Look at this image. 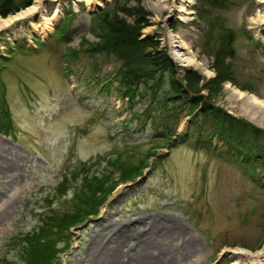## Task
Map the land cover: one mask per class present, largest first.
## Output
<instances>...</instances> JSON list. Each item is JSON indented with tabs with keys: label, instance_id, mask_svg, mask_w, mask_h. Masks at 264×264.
<instances>
[{
	"label": "rangeland",
	"instance_id": "obj_1",
	"mask_svg": "<svg viewBox=\"0 0 264 264\" xmlns=\"http://www.w3.org/2000/svg\"><path fill=\"white\" fill-rule=\"evenodd\" d=\"M34 1L3 15L25 0H11L6 8L0 0V19ZM260 3L104 0L94 6L90 0H41L36 13L0 21V140L5 143L0 204L8 203L0 207V264H25L26 235L81 206L87 209L85 173L108 175L104 199L94 213L88 208L63 231L53 264H96L95 259L104 264L97 259H103L98 242L119 225L129 227L135 218L142 224L151 215L175 218L199 244L183 252L177 231L157 234L156 222L150 239L140 234L151 241L146 248L134 249V238L125 237L122 247L131 250L122 264H148L157 257L169 264H233L228 247L256 252L264 245V25L254 22L264 12ZM55 4L60 10L53 16ZM101 11H115L129 22L142 14L139 36L154 38L166 50L182 83L187 68L203 80L213 76L215 53L222 37L231 34L234 56L225 60L234 81H223L211 94L205 88L199 93L221 112L261 130H241L240 137L254 143L248 151L211 133L214 113L194 118L189 104L177 99L154 111L149 93L122 94L114 74L121 61L87 48L105 30L97 16ZM40 14L49 21L45 30L30 24ZM173 39L184 47L174 46ZM163 85L168 87L167 74ZM118 161L127 180L121 179ZM260 260L253 264H264V256Z\"/></svg>",
	"mask_w": 264,
	"mask_h": 264
},
{
	"label": "trees",
	"instance_id": "obj_2",
	"mask_svg": "<svg viewBox=\"0 0 264 264\" xmlns=\"http://www.w3.org/2000/svg\"><path fill=\"white\" fill-rule=\"evenodd\" d=\"M11 0H4V7H9ZM212 6H220L225 3V0H208ZM25 2L20 5H15L7 10L2 11L3 15L17 11L20 7H24ZM135 7V6H134ZM138 8L135 7V11ZM107 11H101L97 16L100 17L104 31L99 34V39L92 42L87 48L91 51L102 50L111 53L121 62L115 71L117 82L119 83L122 94L137 95L138 93H149L151 99V108L156 110L159 107L165 106L169 99H177L186 101L189 106V112L194 118L198 116H206L207 113H214L216 122L212 125L211 133L217 136H224L227 143L231 140L235 143L232 146L240 148L244 147L247 151L254 144L246 142L240 136L241 130L251 127V133L255 134L261 130L255 126L246 125L247 123L240 118L234 117L228 113L221 112L212 104L202 99V94L199 91L203 88L207 89L210 94L219 88L225 80L234 81L232 74V66L230 61H226V57H233L234 52L228 39L223 36L218 50L214 57V75L203 80V77L195 70L190 68L185 69V83H182L175 77L173 71V63L168 57L166 50L158 46L157 41L149 36L140 37L139 30L143 15L140 14L134 18L132 22L126 21L122 16H118L114 11L111 15ZM86 48V49H87ZM168 75V87L163 85L165 75ZM203 80L202 86L198 83ZM119 91V90H118ZM250 132V131H249ZM202 134L197 133L199 138ZM210 135V134H209ZM119 168L121 179L127 180L128 176L124 174V168L121 161L116 162ZM125 175V176H124ZM87 181L88 195L84 197V201L89 204L90 214L96 211L97 206L103 201L106 193V184L108 183V175H87L84 174ZM81 180V179H80ZM79 180V181H80ZM113 186V185H112ZM91 204V205H90ZM84 208L79 207L75 212H71L66 216L57 218L56 224L45 222V225L38 228L36 232L26 235L24 246L25 264H53L56 259V241L63 240L68 226L76 221H80L82 214H88ZM86 211V212H85ZM52 226H55L56 232ZM45 236V237H43ZM48 241L47 244L41 245V242ZM42 247V248H37Z\"/></svg>",
	"mask_w": 264,
	"mask_h": 264
},
{
	"label": "bare ground",
	"instance_id": "obj_3",
	"mask_svg": "<svg viewBox=\"0 0 264 264\" xmlns=\"http://www.w3.org/2000/svg\"><path fill=\"white\" fill-rule=\"evenodd\" d=\"M103 1L104 0H90V3H92L94 6H100L103 3ZM260 2H261L260 4L264 5V0H260ZM40 6H41V0H35L30 6L18 11L15 14L1 18L0 21L5 24L14 22L18 19H21L23 17H27L29 15L36 13L39 10V8H41ZM59 10H60L59 6L55 4L53 6V16H55V14H57ZM44 19L45 17H43L40 14L39 19L37 20L31 19L30 24L34 29H42V30L44 29L45 30L49 27V24H48L49 21H45ZM254 22H257V24L259 25H262V24L264 25V12L262 13V15H259L258 19L256 21L254 20ZM173 41H175V43L173 44L174 46H179V48L183 46L182 43L178 42V39H173ZM4 145L5 143L0 140V146L4 147ZM13 163L10 162L9 165L12 166L11 168L15 176H18V174L16 173V167L14 166ZM15 176H13V178H15ZM2 205H3L2 207V210H3L4 207L6 208L8 206V203L2 202L0 204V207ZM138 219L139 218H135L134 220L132 219V221L130 219L129 221L137 223ZM143 219L144 220L142 224L140 222H138V224L133 223L129 227H125L126 225L124 226L123 224H121L117 227L116 231L110 234L109 237L106 235L105 240L104 239L100 240L98 242L96 250L100 251L103 259L96 257L99 260V262L104 263V264H122L123 256L127 255L128 252L131 250V247L129 246L125 250L122 247L124 245H127L123 243L127 235L130 238L131 237L134 238V243H133L134 249H138L139 247H144V248L148 247L151 241L148 239L144 240L140 234L141 232H143L142 235L144 234L147 236V238L150 239L151 237L150 235L152 234V232L156 231L154 228L155 226H157L156 222H159L161 224V226L157 228V234L167 235V234H171L173 231H177V234L178 236L181 237V242H182L179 248L183 252L186 251L188 245L192 247H196L199 244L197 239L191 236H189L188 238L186 237L185 230L181 228L180 222L176 220L175 218H172V217L167 218L161 215L159 216L151 215ZM127 228H130V229H127ZM133 232H136L137 236H134ZM100 244L101 246H99ZM155 249H157L156 252L160 251V247L155 246ZM227 250L235 254V260L232 262L233 264H253V262H256V261L261 262L260 258L264 256V245L256 252H251L239 246L228 247ZM119 259L122 261L118 262ZM95 262L96 264H98L96 259H95ZM148 264H169V263L163 261L162 259H160V257H157L156 259L151 258Z\"/></svg>",
	"mask_w": 264,
	"mask_h": 264
}]
</instances>
